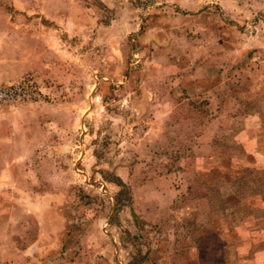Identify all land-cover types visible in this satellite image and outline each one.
Returning <instances> with one entry per match:
<instances>
[{
    "label": "rangeland",
    "instance_id": "rangeland-1",
    "mask_svg": "<svg viewBox=\"0 0 264 264\" xmlns=\"http://www.w3.org/2000/svg\"><path fill=\"white\" fill-rule=\"evenodd\" d=\"M263 182L264 0H0V264H264Z\"/></svg>",
    "mask_w": 264,
    "mask_h": 264
},
{
    "label": "trees",
    "instance_id": "trees-1",
    "mask_svg": "<svg viewBox=\"0 0 264 264\" xmlns=\"http://www.w3.org/2000/svg\"><path fill=\"white\" fill-rule=\"evenodd\" d=\"M261 185H262L263 187H261V188L259 189V192H258L259 196H258V198L264 201V193H263V192H264V182H263V184H261ZM227 200H228V199H227ZM227 200L225 199V203L228 204ZM214 236H217V234L214 235Z\"/></svg>",
    "mask_w": 264,
    "mask_h": 264
}]
</instances>
